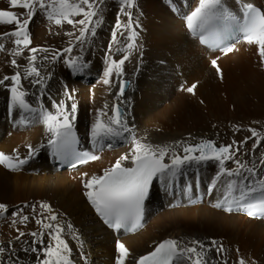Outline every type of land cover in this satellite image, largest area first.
Listing matches in <instances>:
<instances>
[{"label": "bare ground", "instance_id": "1", "mask_svg": "<svg viewBox=\"0 0 264 264\" xmlns=\"http://www.w3.org/2000/svg\"><path fill=\"white\" fill-rule=\"evenodd\" d=\"M198 2L135 0V5L126 10L131 12L133 26L138 33L136 47L124 64L123 76L117 78L114 74L111 85L103 83L107 58L111 54L112 58L120 59L125 53L116 49L129 42L127 30L117 29L118 20L126 24L129 19L120 11V0H104L100 5L103 22L96 29V35L89 34L83 44L72 42L71 54L63 53L71 41L68 40L71 25L66 22L55 25L40 12L34 16L28 26L32 41L29 48L58 50L62 57L73 56L74 50L79 48L75 56H82L87 66L82 72L73 73L63 58L55 62L42 59L45 55L51 56V51L37 52L36 63L41 74L50 78L46 79L43 95L40 85H33L29 79L22 80L29 93V103L33 107L42 103L45 109L55 112L53 101L59 103L63 100L69 109L75 102L77 113L74 123L81 134L82 145L86 147H93L91 125L98 110L103 109L111 115L112 107L119 105L131 132L111 141V148H93V152L101 157L99 160L75 169L57 171L51 158V148L47 146L49 134L39 122L38 114L31 124H17L20 110L9 112L10 92L0 86V152L18 153L25 158L29 145L34 150L38 149L19 171L0 165V204L8 207L7 213L0 217V244L15 249L12 259L18 260V264H37L38 257L43 258L42 251H23L29 246L43 249L50 239L45 235L44 244L32 245L34 238L28 235L41 230L36 223L42 214L41 202L50 204L58 220L65 225L63 238L72 249L71 259L75 264H116L117 241L130 250L126 264H134L136 258L151 251L165 238L176 239L182 246H190L194 240L203 241L206 245L212 240L218 241L225 251L219 255L214 250L209 253L213 264H222L225 260L227 264H238L240 258L248 264H264V219H252L237 210L228 212L214 207L218 200H223L224 184L228 179L222 177L209 191L219 171L216 161L185 166L183 174L171 187L155 181L147 198L149 209L142 221L143 226L132 233L123 234L120 230L102 226L84 195L85 180L92 175H102L103 170L111 167L121 156L131 155L133 136L153 145L196 144L202 139L223 145L228 137L221 129L231 133L235 129L243 130L245 138L250 128L264 130V63L260 61L257 46L239 40L234 42L236 51L227 55L200 46L195 37L188 35L186 26V17ZM242 2L257 3L264 10V0ZM226 3L232 9L239 8V0H226ZM0 9L24 12L20 8H11L8 0H0ZM13 28L14 25L0 24V34L11 32ZM113 31H117L119 43L113 42ZM0 43H4L7 49L0 52V78L11 76L17 70L23 72L31 53L25 49L20 56L12 57L10 50L15 47L12 38L0 35ZM13 58L17 60L19 69L11 65ZM213 59L220 66L223 79L212 66ZM119 79L127 82L123 96L117 95ZM193 84H196L194 94L186 91ZM65 92L73 99H69ZM245 138H235L238 140V146H235L240 147L236 158L248 162L249 166L255 162L259 172L257 178L264 177V166L259 165L264 141L253 149L254 137L246 144H239ZM176 151L183 154V144L176 146ZM165 162H169L168 157ZM124 163L131 166L130 161ZM225 166L235 168L236 164L234 160L226 161ZM198 194H202L203 199L190 205L189 202ZM33 205L36 206L35 211ZM20 210L22 215L29 216V221L13 225L11 214ZM68 223L72 230L67 228ZM17 228L25 233L20 240L15 239L19 234ZM73 232L79 240L73 238ZM10 240L12 245L9 246ZM8 255L6 253L3 259L7 260Z\"/></svg>", "mask_w": 264, "mask_h": 264}, {"label": "snow or ice", "instance_id": "2", "mask_svg": "<svg viewBox=\"0 0 264 264\" xmlns=\"http://www.w3.org/2000/svg\"><path fill=\"white\" fill-rule=\"evenodd\" d=\"M8 2L11 8H20L24 12L0 9V24L14 25L11 32L0 35L12 38L15 45L10 50L12 57L20 56L25 49L31 53L27 57L28 63L23 72L17 70L11 76L5 75L0 78V86L6 87L10 92L9 112L15 109L20 110V119L16 123L21 125L33 123L38 114L39 122L44 125L49 134L47 146L51 148L52 155L61 160L75 161L72 167L99 160L101 157L92 151L77 150L79 140L74 123L77 104L73 102L69 109L63 100L59 103L53 101L55 112L45 109L42 103L38 107H33L27 99L29 93L24 89L22 80L29 79L33 85H40V93L44 94V85L50 76L47 78L42 76L41 69L36 63L37 52L40 51L45 53L51 51V56L42 57L45 61L55 62L63 58L65 65L73 73L82 72L87 66L82 56L62 57L58 50L29 48L32 41L28 26L37 12L46 15L47 19L55 25H62L65 22L73 27L79 25L78 34L68 33V35L74 36L76 42L83 44L89 34L96 35V29L103 22L101 15L103 9L100 5L104 3V0H8ZM120 5V11L129 19L126 24L118 20L117 29L127 30L129 42L125 47L116 49L118 52L125 53L120 59L112 58L111 54L108 56L103 76L105 85H111L114 74L117 78L123 76L124 64L129 59L132 49L136 47L135 39L138 33L133 26L131 12L126 10L135 5V0H120ZM76 17L81 18L75 19ZM186 26L194 37H198L201 44L218 49L225 55L236 51V44L233 41L242 37L248 45L257 46L260 61L264 63V10L252 3H243L239 0L238 10H233L227 5L226 0H199L198 6L186 17ZM112 40L114 43H119L117 31H113ZM73 47L74 44L69 41V46L63 49V53L71 54ZM109 47L111 48V45ZM5 51H7L5 44L0 43V52ZM10 63L19 69L20 66L15 58L11 59ZM211 64L223 79L217 60L213 59ZM6 81L10 83L6 84ZM118 86L117 95L123 96L127 82L119 79ZM195 89L196 84H193L186 91L194 94ZM65 95L73 99L68 92H65ZM107 107L105 105V108ZM111 112L112 114L109 115L103 109L98 110L91 125L93 148L103 149L105 146L111 148L113 146L111 141L123 138L124 133L131 132L123 118L124 113L120 106L114 105ZM24 113L29 115L25 116ZM249 131L251 136L246 137L239 144H246L254 137L255 142L252 147L256 149L261 145V141H264V133L258 132L255 128H250ZM105 141L109 142L105 144ZM132 143L130 156H121L111 167L105 168L102 175H92L84 181L85 197L109 228L116 231L123 229L126 232H135L141 228L144 202L149 196L154 180H159L165 187H171L172 183L183 174L185 166L208 161H216L219 165V171L209 189L210 192L222 177L228 178L224 184V198L218 200L214 207L224 208L228 212L233 211L235 207L245 210L250 217L257 214L264 216V177L257 178L259 172L255 162L249 166L248 162L236 158V154L240 152V147L235 146L236 141L220 146L208 139H202L196 144L176 142V146L183 144V155L178 153L176 146L173 145H153L137 140L134 136ZM28 148V156L25 158H21L18 153L10 155L0 152V165L19 171L38 151V149H32L31 145ZM166 157L169 158V162H165ZM233 160L236 164L235 168L225 166L226 161ZM125 161H130L131 166H125ZM259 165L264 166V153L261 154ZM237 192L238 195H236ZM32 208L35 211L36 206L33 205ZM39 208L42 214L36 223L40 225L41 230L33 231L28 235L34 238L32 245L44 244L45 235L50 239L43 249L29 246L23 251L32 253L42 251L43 258L38 257L37 264H74L71 259L72 249L63 238L65 225L58 220V215L47 202H41ZM7 211V205L0 204V217ZM21 213L22 210L11 214L13 225L26 224L29 221V216ZM67 228L72 230V225L68 223ZM17 232L19 234L15 239L20 240L25 233L19 228ZM73 238L79 240L74 232ZM8 245H12L11 240L8 241ZM116 248L118 250L116 264H126L131 255L130 250L119 241ZM213 250L217 255L225 251L223 245L216 240H212L207 245L203 241L194 240L190 246H182L180 241L169 238L156 244L152 251L136 258L135 264H213V261L209 259V253ZM6 253L9 255L7 260H4ZM14 255V248L0 244V264H18V260L12 259ZM222 264H227V261H223ZM238 264H248V262L240 258Z\"/></svg>", "mask_w": 264, "mask_h": 264}, {"label": "rangeland", "instance_id": "3", "mask_svg": "<svg viewBox=\"0 0 264 264\" xmlns=\"http://www.w3.org/2000/svg\"><path fill=\"white\" fill-rule=\"evenodd\" d=\"M81 17H76L75 19H80ZM70 29H69V33H74V34H78V29H79V25H77V26H75V27H73V25H71L70 27H69ZM68 40H71L72 42H76L75 41V39H74V36H69L68 35ZM77 44H79L78 42H77ZM79 48H77V49H75L74 50V52H73V56H75V55H77L78 54V52H79V50H78ZM231 129V128H230ZM221 130H223L222 132H223V134L224 135H226L227 137H228V140H226V141H224V143L225 144H232L233 143V141H238V140H235V138H245L242 134H243V130H240V129H235V130H232V133L230 132V131H228V130H224V129H221ZM258 132H260V133H264V130H259V129H256ZM235 131V132H234ZM248 133H246L245 134V136H251V132L248 130L247 131ZM234 133V134H233ZM234 136H235V138H234ZM230 137V138H229ZM237 146H238V144H236Z\"/></svg>", "mask_w": 264, "mask_h": 264}, {"label": "water", "instance_id": "4", "mask_svg": "<svg viewBox=\"0 0 264 264\" xmlns=\"http://www.w3.org/2000/svg\"><path fill=\"white\" fill-rule=\"evenodd\" d=\"M198 154V153H197Z\"/></svg>", "mask_w": 264, "mask_h": 264}]
</instances>
